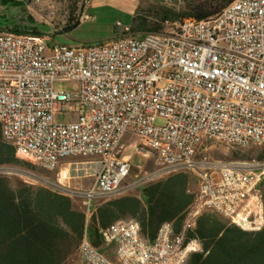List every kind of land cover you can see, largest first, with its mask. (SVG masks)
Instances as JSON below:
<instances>
[{
    "label": "built area",
    "instance_id": "2783aa9c",
    "mask_svg": "<svg viewBox=\"0 0 264 264\" xmlns=\"http://www.w3.org/2000/svg\"><path fill=\"white\" fill-rule=\"evenodd\" d=\"M49 42L46 34L0 29V127L17 159L47 172L68 157L98 159L88 190L47 182L88 211L93 202L179 173L198 181L197 209L179 233L166 223L146 241L137 222L118 221L99 231L101 248L85 235L69 264H186L203 252L187 233L205 206L243 231L263 229L264 161H224L207 149L264 148V0H234L203 20H168L141 38L77 47ZM65 81L78 82L79 92H56L54 84ZM68 112L78 119L55 121ZM127 136L137 139L134 152L156 165L129 183ZM0 176L45 181L6 166Z\"/></svg>",
    "mask_w": 264,
    "mask_h": 264
},
{
    "label": "trees",
    "instance_id": "16d2710c",
    "mask_svg": "<svg viewBox=\"0 0 264 264\" xmlns=\"http://www.w3.org/2000/svg\"><path fill=\"white\" fill-rule=\"evenodd\" d=\"M233 1H187L180 13L168 9L159 11V20L164 23L184 17L207 19L218 15ZM76 22L71 20V23ZM160 27V24L151 27L147 18L142 17L131 30L156 33ZM7 30L45 34L41 30L28 32L17 27ZM257 158L264 161V149L258 152ZM0 166L31 167L15 157L13 146L3 140L1 127ZM261 187L264 201V179ZM184 201L186 203V197ZM187 211L179 221L185 220ZM113 218L114 212L107 206L97 207L88 218L85 211L73 205L71 198L44 185L0 176V264H69L85 235L94 246L102 247L99 231L108 227ZM187 235L201 242L203 252L191 255L186 264H264V227L258 232H246L220 214L204 210Z\"/></svg>",
    "mask_w": 264,
    "mask_h": 264
},
{
    "label": "rangeland",
    "instance_id": "374dc122",
    "mask_svg": "<svg viewBox=\"0 0 264 264\" xmlns=\"http://www.w3.org/2000/svg\"><path fill=\"white\" fill-rule=\"evenodd\" d=\"M105 1L97 0L95 5H92L89 10H86L84 15L87 17L81 19L75 29L67 33L58 34L57 31H61L73 24L71 20L78 21L82 14V8L87 2H84V0H0V28L7 30L17 27L31 32L33 30L43 31L42 28L46 27L48 31L43 32L50 38L49 44H64L71 47L97 45L115 39L116 34L120 31L123 32L126 27H130L129 32H123L121 36L127 35L141 38L146 34L155 33L151 31L133 32L131 26L138 24L140 18L145 17L151 27L155 24H160L161 29L163 23L159 20V11L168 9L174 13H180L185 8L187 1L193 0H140L136 6L139 17L134 24H132L133 18L129 11L131 6V2L129 1L131 0ZM54 90L56 92L77 94L80 90V84L74 81L56 82L54 84ZM77 119L78 114L76 112L57 114L55 116L57 123H70ZM136 141L137 139L134 137H125V149L122 155H130L131 164L134 166V173L138 172L139 175H143L156 168L155 159L135 153L130 147V143ZM262 149L264 148L254 146L230 148L220 143H214L208 147L207 154L210 157L224 161H258L257 154ZM78 159L85 160L88 158ZM30 165L31 167L24 166L22 170L30 171L45 180L40 183V179H33V184L48 187L47 182L53 183L47 178V171L35 165ZM8 177L17 178L13 176ZM71 200L76 208L86 212L88 218L91 216L95 207L103 202H93L88 211V208L83 205L80 199L71 198ZM107 250L108 257L113 258L114 254L110 250V247H107Z\"/></svg>",
    "mask_w": 264,
    "mask_h": 264
},
{
    "label": "crops",
    "instance_id": "0c3cea01",
    "mask_svg": "<svg viewBox=\"0 0 264 264\" xmlns=\"http://www.w3.org/2000/svg\"><path fill=\"white\" fill-rule=\"evenodd\" d=\"M96 1L91 0L84 5L78 21L87 17L84 15L85 11L95 5ZM103 2L106 1L103 0ZM129 2H131L129 11L133 18L132 24H134V20L139 16L136 6L140 0ZM129 28L126 27L125 29ZM122 33V31L118 32L116 38L121 37ZM135 144L136 142L130 143V147L133 149ZM125 157L131 159L130 155H125ZM97 162L98 159L96 158L79 160L75 157H68L62 159L54 171L48 172L47 178L53 183L61 182L71 189L88 190L93 186L95 173L99 169ZM138 176L139 173H134V166H132L126 183L133 181ZM197 191L198 181L196 177L192 173H179L138 187L123 196L103 201L95 209L107 206L114 212V218L110 225L118 221L137 222L140 225L141 237L146 241H153L158 229L163 224H171L176 233L182 230L184 221H179V217L184 211L188 210L187 213H190V210L197 209V197H195ZM185 197L186 203L184 201ZM109 202L111 203L110 206L107 205ZM204 210L208 209H202V212ZM196 219L192 229L196 226Z\"/></svg>",
    "mask_w": 264,
    "mask_h": 264
},
{
    "label": "water",
    "instance_id": "95a60500",
    "mask_svg": "<svg viewBox=\"0 0 264 264\" xmlns=\"http://www.w3.org/2000/svg\"><path fill=\"white\" fill-rule=\"evenodd\" d=\"M79 23H80V21H77L76 23H73L72 25H70V26L64 28L63 30H61V31H57V33H58V34H61V33H67V32H69V31L75 29V28L79 25ZM42 29H43V31H48V28H46V27H43Z\"/></svg>",
    "mask_w": 264,
    "mask_h": 264
},
{
    "label": "bare ground",
    "instance_id": "6f19581e",
    "mask_svg": "<svg viewBox=\"0 0 264 264\" xmlns=\"http://www.w3.org/2000/svg\"><path fill=\"white\" fill-rule=\"evenodd\" d=\"M202 209H208V210L214 211V206H205V207H202Z\"/></svg>",
    "mask_w": 264,
    "mask_h": 264
}]
</instances>
